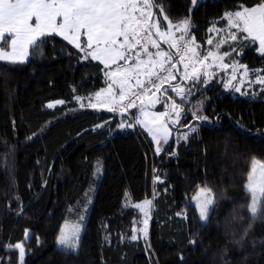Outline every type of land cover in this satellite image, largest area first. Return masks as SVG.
Returning <instances> with one entry per match:
<instances>
[{
  "label": "trees",
  "instance_id": "obj_1",
  "mask_svg": "<svg viewBox=\"0 0 264 264\" xmlns=\"http://www.w3.org/2000/svg\"><path fill=\"white\" fill-rule=\"evenodd\" d=\"M241 2L257 0H163L173 21L191 17L202 48L212 24ZM256 47L225 60L264 70ZM102 69L60 37L23 64L0 61V264H19L18 250L7 248L18 242L24 264H264V219H250L244 188L251 160L264 161V95L234 97L223 82L208 83L192 103L203 99L212 122L179 144L174 132L157 154L139 126L117 129L118 114L74 100L106 87ZM57 99L66 103L49 109ZM205 184L217 199L206 222L192 201ZM145 199L147 237L133 233L143 227L135 204ZM70 210L85 227L79 254L66 256L56 237L65 219L75 220Z\"/></svg>",
  "mask_w": 264,
  "mask_h": 264
},
{
  "label": "snow or ice",
  "instance_id": "obj_2",
  "mask_svg": "<svg viewBox=\"0 0 264 264\" xmlns=\"http://www.w3.org/2000/svg\"><path fill=\"white\" fill-rule=\"evenodd\" d=\"M190 2L195 6L198 0ZM208 32L215 34L207 39V44L214 48L202 49L192 33L191 17L173 21L163 0H0V61L23 64L32 56L42 55L50 40L61 37L78 50L82 60L103 65L106 87L87 98L74 96L79 107L118 114L122 119L116 124L117 129L139 126L146 130L155 141L157 154L164 150L162 145L168 144L174 132L179 144L198 134L200 124L212 122L204 114V100L195 103L192 100L217 72L231 69L227 80L220 77L226 89L237 80L238 68L244 69L242 77H248L247 65H238L235 60L225 62V58L234 53L240 55L249 45H258L255 50L264 56V0L251 6L238 3L234 10L226 11L220 21L214 22ZM225 45L228 50L221 51ZM255 82L264 86V77L256 75ZM235 91L240 92L241 88L235 87ZM85 99L87 104L83 102ZM65 103L57 99L47 107ZM158 105L162 110H157ZM219 119L216 117L215 121ZM108 124L106 121L95 127L104 128ZM244 188L249 195L245 205L250 219L253 222L264 219V161L251 160ZM192 199L199 219L208 221L210 211L215 210L216 193L205 184ZM151 207L152 201L148 199L135 204L143 215V227L134 228L133 233L139 231L147 237ZM70 214L75 220L65 219L56 237L57 250L66 256L79 254L85 227L82 214L71 210ZM248 228L236 243L247 236ZM131 239L136 240L137 235L133 234ZM190 243L194 245L196 241ZM7 248L18 250L19 264H24L23 242L9 244Z\"/></svg>",
  "mask_w": 264,
  "mask_h": 264
},
{
  "label": "rangeland",
  "instance_id": "obj_3",
  "mask_svg": "<svg viewBox=\"0 0 264 264\" xmlns=\"http://www.w3.org/2000/svg\"><path fill=\"white\" fill-rule=\"evenodd\" d=\"M201 1H205V0H201ZM212 36H215V34L213 33ZM206 46L207 47H203L202 49L214 48V45H208L207 44ZM225 62H227V61L225 60ZM238 65H244V64H240L239 63ZM247 69L249 71V75H248V77L244 78L241 75L243 73L244 69L238 68V70H237V80L233 81V86L227 88L226 92L232 93V95L234 97H236L238 95H240V96L245 95V96L260 97L261 98L262 95H264V86L260 85L259 83H256L255 82V78H256V75H260L261 77H264V71L257 72L256 70H258V69H249L248 67H247ZM260 70H262V69H260ZM214 71H215V69H214ZM230 72H231V69H229L228 72H217V76L215 78H213L212 80H210L208 83H210L212 81L221 82L220 77H223L224 80H227L228 79V75H229ZM224 73L226 75H223ZM235 87H240L241 91L240 92H236L235 91ZM103 110H106V109H103ZM157 110H162L159 105L157 106ZM165 147L166 146L163 145V149H165ZM196 194H197V192H196ZM192 201H193V203L195 205V201L194 200H192ZM210 213H211V211H210ZM83 230H82V233H83ZM82 233H81V236H82Z\"/></svg>",
  "mask_w": 264,
  "mask_h": 264
},
{
  "label": "crops",
  "instance_id": "obj_4",
  "mask_svg": "<svg viewBox=\"0 0 264 264\" xmlns=\"http://www.w3.org/2000/svg\"><path fill=\"white\" fill-rule=\"evenodd\" d=\"M61 38V37H60ZM72 46V45H71ZM3 62H5V61H3ZM95 62H98V61H95ZM8 63V62H7ZM99 63V62H98ZM145 132H146V130H144ZM147 133V132H146ZM148 136L150 137V139L152 140V138H151V136L148 134ZM170 140V139H169ZM153 141V140H152ZM153 143L155 144V141H153ZM155 146H156V144H155ZM164 146H166V145H164ZM162 147H163V145H162Z\"/></svg>",
  "mask_w": 264,
  "mask_h": 264
}]
</instances>
